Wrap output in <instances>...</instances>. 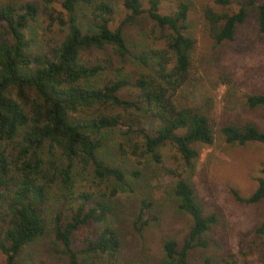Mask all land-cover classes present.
<instances>
[{
	"label": "trees",
	"instance_id": "16d2710c",
	"mask_svg": "<svg viewBox=\"0 0 264 264\" xmlns=\"http://www.w3.org/2000/svg\"><path fill=\"white\" fill-rule=\"evenodd\" d=\"M167 1L40 0L38 7L29 0H0L1 264H19L20 251L47 231L66 264H120L122 241L113 204L119 193L134 198L128 220L135 234L158 221L155 200L142 194V168L99 157L104 135L115 128L126 126L139 140L127 143L130 157L146 156L154 166L161 165L165 145L174 150L182 168L192 167L199 148L215 140L264 148V130L252 121H233L214 130L208 112L179 102L190 78L195 38L189 3L180 1L162 14L159 4ZM212 3L219 10L201 8L212 48L230 42L248 16H253L258 37L264 36V0H236L232 11H227L232 0ZM39 15L46 17L44 31L50 36L33 50L29 30ZM142 15L152 23L128 43L124 28L136 26ZM103 49L109 51V65L128 58L132 71L81 60L83 52ZM102 74L106 79L96 80ZM124 88L131 90L130 97L121 99L118 92ZM233 95V104L244 112L260 111L264 123V90ZM167 173L173 212L185 216L189 225L179 239H161V264H239L237 255L244 253L225 252L209 236L218 224L215 213H202L192 185L177 169ZM82 180L91 181L96 191H80ZM255 181L246 197L230 190L233 200L244 205L264 201V181ZM250 234L264 243V214Z\"/></svg>",
	"mask_w": 264,
	"mask_h": 264
},
{
	"label": "rangeland",
	"instance_id": "374dc122",
	"mask_svg": "<svg viewBox=\"0 0 264 264\" xmlns=\"http://www.w3.org/2000/svg\"><path fill=\"white\" fill-rule=\"evenodd\" d=\"M29 1L38 7L42 6L40 0ZM180 1L189 3L188 19L195 45L191 55L190 78L179 93V102L208 112L214 130L238 120H250L264 130L260 111L244 112L239 105L233 104L230 97L231 93H234L232 97L237 98L253 90H264V36L258 37L253 16H248L238 27L230 42L212 48L205 32L201 8L205 5L217 10L219 8L213 6L212 0H170L159 4V11L166 14ZM235 3L236 0H232L227 11L235 10ZM54 8L59 10L56 5ZM120 18L121 14L116 16L115 23L119 22ZM46 23V17L39 15L31 25L29 37L33 39V50L40 48L43 40L50 36L44 31ZM151 23L142 15L136 26L124 28L126 41H134L141 29ZM52 29L55 38L60 39L61 36L57 34L55 27ZM156 36H159V32ZM149 38L148 41L151 40V37ZM108 54V49L90 50L81 54V60L89 65L107 64V69L121 67L124 72L132 71L130 59L115 60L109 65L105 61ZM102 79H106L105 74L96 80ZM223 80L227 81L228 85L221 84ZM130 92V89L124 88L118 92V96L121 99L129 98ZM107 113L121 114V111L108 109ZM138 141L133 134L126 132V126H120L104 135L102 151L99 153V157L104 160L114 159L116 163L142 168L145 174L142 194L153 198L157 204L158 221L141 234H135L128 220L136 206L133 196L126 193L115 196L114 224L122 241L118 255L120 264H161V239H179L184 235L189 221L185 216L173 212L168 197L172 178L167 170L173 169H177L192 185L202 213H215L217 216L218 224L210 230L209 236L218 240L225 252L230 251L234 255L244 253L243 256L237 255L239 264H264V243L261 244L259 239H254L250 234L252 227L262 220L264 201L256 205L239 204L230 194V190H234L239 196L246 197L255 189L256 178L260 177L264 181V174L260 173V169L264 168V148L261 145L227 146L215 140L213 145L199 148L198 159L192 167L182 168L174 150L167 145L160 150V166L149 163L146 156L130 157L126 145ZM137 163L140 165L137 166ZM77 188L80 191H96L95 185L89 180H82ZM56 209H59V205ZM44 217L49 227L50 216L45 213ZM252 240L260 244H254ZM191 258H194V255ZM1 260L0 256V264ZM18 263L66 264V261L47 231L44 236L20 251Z\"/></svg>",
	"mask_w": 264,
	"mask_h": 264
}]
</instances>
